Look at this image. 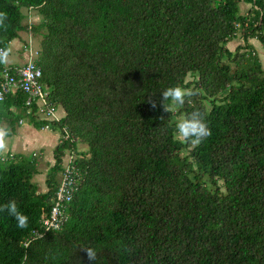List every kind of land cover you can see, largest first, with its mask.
<instances>
[{"label": "trees", "instance_id": "1", "mask_svg": "<svg viewBox=\"0 0 264 264\" xmlns=\"http://www.w3.org/2000/svg\"><path fill=\"white\" fill-rule=\"evenodd\" d=\"M23 9L39 23L23 24ZM0 11V47L42 37L40 82L65 112L41 121L23 92L0 105V122L60 135L46 192L35 153L0 157V205L14 199L28 217L20 229L0 212V264H89L85 247L96 264H264V67L250 42L264 46V0H0ZM177 84L196 94L151 107ZM193 111L211 130L199 145L176 134ZM69 153L67 221L37 237Z\"/></svg>", "mask_w": 264, "mask_h": 264}, {"label": "built area", "instance_id": "2", "mask_svg": "<svg viewBox=\"0 0 264 264\" xmlns=\"http://www.w3.org/2000/svg\"><path fill=\"white\" fill-rule=\"evenodd\" d=\"M29 24L31 25L34 23L30 21ZM0 49H3V47H0ZM20 50L23 52L22 54L26 62L21 66H6L4 69L0 77V105L6 101L8 96L23 92L27 96L26 106L29 108V113L32 112V106L37 104V115L41 121L59 122L62 117L58 113V110L51 104L49 92L43 88L40 82L42 69L36 62V59L39 57V51L34 48L31 41L22 45ZM25 122V120L20 121L21 124ZM45 129L51 130L50 124L46 125ZM65 138L70 139V136L67 134ZM4 157L6 156L4 155ZM74 158V154H68V159L63 165L65 173L63 174L62 183L55 195L54 205L50 213L43 216L41 220V229H36L34 231L37 237H42L49 231H59L67 221L65 207L67 202H70L74 195L73 185L75 181L71 175Z\"/></svg>", "mask_w": 264, "mask_h": 264}, {"label": "clouds", "instance_id": "3", "mask_svg": "<svg viewBox=\"0 0 264 264\" xmlns=\"http://www.w3.org/2000/svg\"><path fill=\"white\" fill-rule=\"evenodd\" d=\"M8 15L6 12L0 11V28H7ZM10 49H0V64H5L8 61ZM193 89L182 87L179 84L165 88L157 101L156 99L148 100L153 109L158 106L162 108L164 113H169L174 105L183 106L186 98L195 95ZM163 119V117H161ZM177 136L188 142L191 145H199L207 137L211 135L210 127L199 111H193L190 115L179 120L175 125ZM10 130L6 127L0 126V157L8 151L7 137ZM0 212H6L11 216L17 224V227L24 229L28 226V217L19 209L17 202L12 199L7 203L0 205ZM86 254L89 264H96L97 252L92 247L82 248Z\"/></svg>", "mask_w": 264, "mask_h": 264}, {"label": "rangeland", "instance_id": "4", "mask_svg": "<svg viewBox=\"0 0 264 264\" xmlns=\"http://www.w3.org/2000/svg\"><path fill=\"white\" fill-rule=\"evenodd\" d=\"M241 9H242V13L243 14H247V13H249L248 11H249V9H251V6L242 2ZM23 13L25 15V19L23 21V24H25V25L29 24L30 21L33 22L34 24L35 23L37 24L41 20V17L34 10L23 9ZM243 34H244L243 31L240 30V32L237 35V38H235L232 42H230L228 44V48L231 51H235L236 48L239 45H245V42L243 40ZM30 37L32 38L34 48L36 50H39L40 45H41L42 37L40 35H35V34L33 36H31V35H29L28 31H22V32H20V38L16 39V41L14 43H12V45H11V49H10L9 56H8V61H7V63H5V66H8L9 64H11V65L12 64L13 65L14 64H19L21 60L24 61V58H23V55H22L23 52H19L18 49H19L20 45L22 46L23 43L25 41H28ZM250 42L255 47V51L258 54V56L260 57L262 65L264 67V46H263V44L257 39H252ZM192 79H193L192 76L188 77V81H191ZM59 114H61V115L64 114L63 109H59ZM4 124L7 126V129H10L11 128L10 125H13L12 123H10L9 119H7V118L4 119ZM23 124H25V123H23ZM20 125H21L20 123L19 124L14 123V125H13L14 129L16 131H18L19 130L18 128H19ZM15 130H13V131H15ZM51 132H52L51 135L54 138L58 137L57 138V144H58L60 135L58 133L53 132V131H51ZM9 139H11V140L17 139L16 133L14 132L10 138H7V140H9ZM36 141L38 143L36 144V147H35V150H34L33 153H35L37 155L35 158L38 159V161H40V163H39V166H38L39 174L35 176V180H36V182L39 185L40 191L46 192L48 190L47 185H46V180H47V174H48L49 168H50V167H48V163H47L46 159L50 158L51 162H53L54 147L52 148V147L48 146V144H43L46 141L43 142L41 140L43 143L40 142V139H36ZM7 144H8V150H12L13 149V150H16V152H18V153H19V149L21 150V146L19 148L18 147H13V145H10L8 141H7ZM11 144H13V142ZM40 145L44 149L41 148ZM14 148H17V149H14ZM31 148H34V147L32 146ZM86 148H87L86 145L81 144V143L78 144V149L80 151H85L84 149H86ZM8 153H9V151H7L4 155H6ZM24 153H25L24 155H27V156L30 155L31 156L30 152L29 153L24 152ZM33 153H32V155H33ZM21 154H23V153H21ZM41 157L43 159H40ZM66 158L68 159V156ZM59 178H60V175H59Z\"/></svg>", "mask_w": 264, "mask_h": 264}, {"label": "crops", "instance_id": "5", "mask_svg": "<svg viewBox=\"0 0 264 264\" xmlns=\"http://www.w3.org/2000/svg\"><path fill=\"white\" fill-rule=\"evenodd\" d=\"M15 41H13L12 43H14ZM20 48H21V45H20L18 51L20 50ZM23 58H24V61L21 60L19 64H14V65L13 64L12 65L9 64L8 66H20V65L25 64L26 59H25L24 56H23ZM63 115H65V112L61 116H63ZM1 121L2 122H0V126H3V127H6L7 128V126L4 124V119H2ZM18 129H17L18 131H16L14 128L13 129L12 128L9 129L10 130V134H9V136L7 138H10L12 136V134L15 132L16 133V136H17V139H13V140L9 139L7 141L9 142L10 145H13V147H18L19 148L21 146V150L19 149V153L16 152V150H13V149L12 150H8L10 153H14V154H21V153H23V155H24L25 154L24 152H27V153L30 152V154H32L34 152V150H35L36 144L38 143L36 141V139H40V142L41 143H43V142L46 141L43 144H48V146H50L52 148L53 147L55 148L57 146V138L58 137L57 138H54L51 135L52 132L50 130H47V129L38 130V129L32 127V125L28 124V122L27 123L25 122V124H21ZM13 130H15V131H13ZM12 142H13V144H11ZM32 146L34 148H31ZM41 148H43V147L41 146ZM14 149H17V148H14ZM42 157L40 159H43ZM46 160H47V163H48V167H51V166H53L55 164V157H53V162L54 163L51 162V159L50 158H48ZM37 161H38V159H37ZM39 163H40V161H38V166H39Z\"/></svg>", "mask_w": 264, "mask_h": 264}]
</instances>
